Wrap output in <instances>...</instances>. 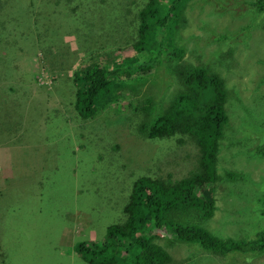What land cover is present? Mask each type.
Returning a JSON list of instances; mask_svg holds the SVG:
<instances>
[{"label": "rangeland", "instance_id": "obj_1", "mask_svg": "<svg viewBox=\"0 0 264 264\" xmlns=\"http://www.w3.org/2000/svg\"><path fill=\"white\" fill-rule=\"evenodd\" d=\"M147 1L0 0V264H90L75 244L100 242L108 225L124 221L122 208L133 181L147 173L167 176V171L188 177L200 164L203 152L186 133L150 138L138 129L146 115L137 100L160 99L178 87L166 73L136 80L135 89L122 87L119 99H103L91 117H83L75 106L73 96L81 85H74V74L97 60L107 62L103 65L115 71L116 81L124 77L134 82L125 77L128 71H121L140 58L132 44ZM215 1L218 5L208 0L185 3L175 46L185 50L186 64H222L232 87L234 96L227 101L231 122L218 153L217 173L223 179L196 192L221 204L207 227L221 239L246 243L264 225V218L254 216L264 203V157H253L240 143L245 134L239 116L246 104H238L255 101L259 93L264 112V27L238 31L255 11L246 0ZM4 13L9 16L3 29ZM238 32L252 34L248 44ZM159 33L163 39L165 33ZM228 33L229 39L218 38ZM156 46H161L159 40ZM8 53L15 69L1 66ZM253 138L249 140H260ZM229 171L249 177L232 183L226 178ZM224 195L227 204L221 201ZM179 249L170 252L168 264H264V253L257 251L222 254L199 244Z\"/></svg>", "mask_w": 264, "mask_h": 264}, {"label": "trees", "instance_id": "obj_2", "mask_svg": "<svg viewBox=\"0 0 264 264\" xmlns=\"http://www.w3.org/2000/svg\"><path fill=\"white\" fill-rule=\"evenodd\" d=\"M187 1L189 0H148L140 9L138 37L132 45L141 55L137 64L130 63L129 66L122 67L121 71H128L125 77H131L134 82L126 81L124 77L119 81L113 79L115 71L104 66L103 63L107 62L103 59H100L102 62L97 60L74 74V85H81L73 96L75 106L83 117H91L103 99L107 98L109 102L119 99L123 91L118 90H123L122 87L135 89L136 80L146 82L150 77L159 79L166 73L167 78L178 81V87L173 93L163 95L160 99L137 100L138 108L146 115L138 129L143 136L150 138L186 133L203 152L200 164L191 176L176 178L167 171V176L153 178L147 173L133 181L130 195L122 208L126 216L124 221L108 225L106 235L100 242L80 240L75 244L77 252L90 264H168L173 259L170 252L180 251L179 246L183 244H199L204 249L222 254L236 249L264 253V225L257 230L256 239L245 243L237 242L233 237L221 239L205 222L210 217V212L215 213V198L208 199L210 194L200 195L196 189L223 179V176L217 173L220 164L218 153L223 146L226 128L231 122L227 101L234 93L232 87L227 85L229 82L226 80V71L223 72L222 64L212 67L213 63L209 66L205 62L195 65L182 62L185 50L175 45ZM208 1L218 5L215 0ZM246 1L250 5L249 10L255 11V17L245 18L247 24H241L238 31L264 27V0ZM6 14L8 13H4ZM8 16L2 18L3 29L8 23ZM160 31L165 33L163 39ZM15 33L16 30L11 33L12 38ZM238 34L240 39L243 38L244 44L249 43L251 33ZM12 38H6V41L10 42ZM41 38L42 34L38 32L37 39ZM218 38L224 41L229 39L230 35L222 34ZM157 40L161 46H156ZM164 42L168 43V47L161 48ZM229 52H232V49ZM215 56L220 57L218 53H215ZM12 58L13 55L8 53L1 66L9 65V69H12ZM54 58L59 57H52ZM218 61L223 63L219 59ZM154 66L161 69L154 71ZM13 68L15 69V66ZM225 68L227 70L230 66ZM133 72L139 73L132 76ZM145 73L147 74L144 75ZM261 99L263 98L257 93L255 101L245 103L242 100L238 104H246L244 116H239L245 134L241 136L240 143L253 157H264V131H261V127L264 128V112L259 106ZM254 136L260 140H249L254 139ZM248 144L251 145L246 148ZM232 155L237 156V152ZM246 177L249 176L245 172L229 171L226 178L236 181ZM254 216L261 220L264 218V203L262 210L256 211ZM158 231H163L164 234ZM157 233L161 235L155 238ZM160 238L164 239L165 244L159 243ZM123 252L127 253L126 256Z\"/></svg>", "mask_w": 264, "mask_h": 264}, {"label": "clouds", "instance_id": "obj_3", "mask_svg": "<svg viewBox=\"0 0 264 264\" xmlns=\"http://www.w3.org/2000/svg\"><path fill=\"white\" fill-rule=\"evenodd\" d=\"M245 179H246V178H245ZM245 179H243V180H239V179H237L236 181H235V180L233 181V180L231 179L230 181H232V183H233V182L245 181ZM216 199H217V198H216ZM216 199H215V205H216L217 208L215 209V213L210 212V217L205 221L206 224H207V221H208L209 219H212V218L214 217V215H216L217 212H218V210L220 209L221 204L218 205ZM221 201L225 202L226 204H227V202H229L228 197H227L226 195L223 196V198H222ZM221 201H219V202H221ZM233 238H234V237H233ZM235 240H236V239H235Z\"/></svg>", "mask_w": 264, "mask_h": 264}, {"label": "bare ground", "instance_id": "obj_4", "mask_svg": "<svg viewBox=\"0 0 264 264\" xmlns=\"http://www.w3.org/2000/svg\"><path fill=\"white\" fill-rule=\"evenodd\" d=\"M102 259V258H101Z\"/></svg>", "mask_w": 264, "mask_h": 264}]
</instances>
